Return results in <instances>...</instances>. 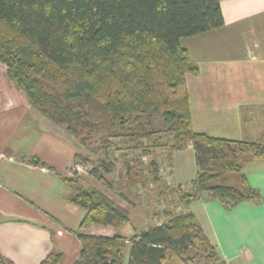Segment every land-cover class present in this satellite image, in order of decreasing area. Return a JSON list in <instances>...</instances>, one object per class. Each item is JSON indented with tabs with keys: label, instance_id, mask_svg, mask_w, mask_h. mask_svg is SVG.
I'll list each match as a JSON object with an SVG mask.
<instances>
[{
	"label": "trees",
	"instance_id": "16d2710c",
	"mask_svg": "<svg viewBox=\"0 0 264 264\" xmlns=\"http://www.w3.org/2000/svg\"><path fill=\"white\" fill-rule=\"evenodd\" d=\"M221 1L0 0V63L43 117L82 146L95 133L108 147L122 142L142 156L166 151V167L174 153L189 146L195 152L198 173L188 187L168 185L154 159L149 177L131 169L128 190L152 181L177 207L131 237L78 234L82 251L75 264H195L198 257L226 264L188 207L197 200H217L228 209L259 201L242 175L241 154L257 145L193 130L186 79L199 70L181 46L184 38L224 25ZM113 170L104 163L93 174L104 181L99 172ZM69 203L85 211L81 230L121 231L131 223L129 211L93 189L78 188ZM61 257L51 253L41 264H59ZM0 264L13 263L0 254Z\"/></svg>",
	"mask_w": 264,
	"mask_h": 264
},
{
	"label": "crops",
	"instance_id": "0c3cea01",
	"mask_svg": "<svg viewBox=\"0 0 264 264\" xmlns=\"http://www.w3.org/2000/svg\"><path fill=\"white\" fill-rule=\"evenodd\" d=\"M220 6L221 28L181 40L199 70L186 79L192 128L264 146V0H222ZM77 151L73 138L33 108L0 63V254L6 261L41 264L59 253V264H75L82 251L78 234L113 238L121 232L81 230L85 211L69 203L65 182ZM170 169L176 187L191 185L198 173L192 146L173 154ZM242 175L259 201L228 209L217 200H197L188 210L223 262L264 264V151L244 162ZM239 176H231L234 183Z\"/></svg>",
	"mask_w": 264,
	"mask_h": 264
},
{
	"label": "rangeland",
	"instance_id": "374dc122",
	"mask_svg": "<svg viewBox=\"0 0 264 264\" xmlns=\"http://www.w3.org/2000/svg\"><path fill=\"white\" fill-rule=\"evenodd\" d=\"M75 143H77V154L80 157L74 162L66 179V183L72 190L71 197L76 194L78 188L93 189L108 197L119 207L129 211L131 223L122 227L119 234L131 237L130 234L136 229L141 230L154 224H160L166 216V211L170 212L177 207L176 202L170 199L171 197L166 200L157 194L158 188L154 186L152 181L147 184V187L137 188V190L134 187L128 190L129 171L133 169L132 171L149 177L147 170L151 161L154 159L161 165L165 160L166 151H158L155 155L142 156L141 152H136L127 145L122 144V142L116 141L115 146L108 147L95 133L91 135V139L88 140L86 146L80 145L77 140H75ZM255 144L257 145L255 148H241L243 161H247L254 153L264 149L263 145ZM104 163H112L114 166L112 175L107 176L102 171L99 172L98 175L103 176L105 182L99 180L93 174ZM159 187L161 186L159 185ZM123 194L127 198H123ZM201 258H196L195 264H207L204 258Z\"/></svg>",
	"mask_w": 264,
	"mask_h": 264
},
{
	"label": "built area",
	"instance_id": "2783aa9c",
	"mask_svg": "<svg viewBox=\"0 0 264 264\" xmlns=\"http://www.w3.org/2000/svg\"><path fill=\"white\" fill-rule=\"evenodd\" d=\"M160 173H161L162 178L166 181V183L168 185H171L173 183L172 182V178H171V169H170V167H166V166H164L161 163V165H160ZM0 186H1V183H0ZM162 221H161V223H162Z\"/></svg>",
	"mask_w": 264,
	"mask_h": 264
}]
</instances>
